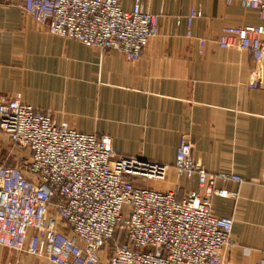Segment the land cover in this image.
I'll return each mask as SVG.
<instances>
[{
  "label": "crops",
  "instance_id": "obj_1",
  "mask_svg": "<svg viewBox=\"0 0 264 264\" xmlns=\"http://www.w3.org/2000/svg\"><path fill=\"white\" fill-rule=\"evenodd\" d=\"M122 2L129 9L134 0ZM141 3L159 16V33L132 61L116 50L50 33L23 10V0H0V100L17 98L50 111L56 123L108 135L117 154L165 164L166 179L137 182L176 189L179 198L199 192L196 176L178 179L173 167L181 138H188L192 157L215 175V186L238 191L236 199H211L213 213L233 218L222 264H254L264 258V57L220 48L215 39L225 25L261 21L238 2ZM191 7L200 8L202 16L194 19L189 36ZM199 39L205 40L202 47ZM256 75L257 86H250ZM21 162L0 130V163ZM221 173L243 180H224ZM0 264L50 263L0 246Z\"/></svg>",
  "mask_w": 264,
  "mask_h": 264
},
{
  "label": "built area",
  "instance_id": "obj_2",
  "mask_svg": "<svg viewBox=\"0 0 264 264\" xmlns=\"http://www.w3.org/2000/svg\"><path fill=\"white\" fill-rule=\"evenodd\" d=\"M224 1L255 10L261 22L223 26L217 46L262 59L264 0ZM22 7L52 34L132 61L159 33V16L141 0L129 9L122 0H23ZM201 16L200 8H190L187 35ZM204 42L199 39L201 47ZM0 130L29 151L18 166L0 163V246L50 264H222L233 218L213 213L211 199H236L238 191L215 186V175L192 157L188 138H181L173 167L178 179L196 176L199 192L179 198L176 189L137 182L166 179L165 164L117 154L110 136L56 123L50 111L17 98L0 100ZM219 177L243 180L234 173Z\"/></svg>",
  "mask_w": 264,
  "mask_h": 264
},
{
  "label": "rangeland",
  "instance_id": "obj_3",
  "mask_svg": "<svg viewBox=\"0 0 264 264\" xmlns=\"http://www.w3.org/2000/svg\"><path fill=\"white\" fill-rule=\"evenodd\" d=\"M11 146L13 147L14 150L18 149L20 156H21V159H22L21 163H24L28 159V156H29V151L27 150V148L14 146V145H12V143H11ZM154 180H156V179H154ZM102 256H103V258H105L104 253L102 254Z\"/></svg>",
  "mask_w": 264,
  "mask_h": 264
}]
</instances>
